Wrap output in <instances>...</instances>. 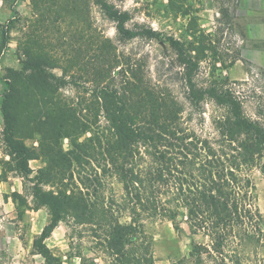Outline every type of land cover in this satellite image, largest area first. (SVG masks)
Listing matches in <instances>:
<instances>
[{"label":"rangeland","instance_id":"rangeland-1","mask_svg":"<svg viewBox=\"0 0 264 264\" xmlns=\"http://www.w3.org/2000/svg\"><path fill=\"white\" fill-rule=\"evenodd\" d=\"M107 1L112 10L125 13L127 28L138 34L152 30L154 37L119 39L116 23L96 0H0V23L12 21L0 65V103L3 99L12 116L13 135L26 147L30 168L29 174L21 173L9 155L0 113V264H47L33 240L50 214L28 187L38 183L37 170L52 162L61 165L73 143L97 139L96 131H107L97 94L102 82L112 77L111 85H117L123 75L129 80L132 75L140 86L156 83L163 92L173 89L179 97L184 94L182 63L168 38L178 40L183 58L198 64L193 74L197 84L236 87L245 113L264 118V13L256 8L258 0ZM52 76L62 78L64 84L58 85ZM203 109L205 124L198 122L193 128L200 140L208 132L212 135V121L225 111L211 101ZM103 146L99 141L90 143L82 162L68 169L70 176L62 189L83 186L110 203L118 201L123 183L107 171ZM138 150L141 169L144 150L142 146ZM101 169L106 172L98 185L93 170ZM246 175L263 233L260 240L254 238L237 250L240 264H264V175L253 166ZM40 186L56 189L52 181ZM124 220L127 216H120ZM177 220L181 232L165 218H146L142 238L127 245L126 253L116 260L97 246L91 225H79V238L71 239L76 231L59 221V229L45 244L60 264H193L190 244L204 238L192 234L184 208ZM204 262L213 264L211 258Z\"/></svg>","mask_w":264,"mask_h":264},{"label":"trees","instance_id":"trees-1","mask_svg":"<svg viewBox=\"0 0 264 264\" xmlns=\"http://www.w3.org/2000/svg\"><path fill=\"white\" fill-rule=\"evenodd\" d=\"M96 2L116 23L119 39L138 35L154 37L152 30L138 34L127 28L125 13L112 10L107 0ZM11 22L7 19L0 23V53L6 48ZM168 42L182 63L184 94L181 97L173 89L161 91L156 83L140 86L134 78L131 80L132 75L129 80L120 73L124 77L117 85H111L114 78H109L97 87L107 131H96L99 140L87 137L73 143V150L67 159L62 158L61 165L52 162L45 169L37 170L38 183L28 188L30 195L48 208L50 219L34 238L33 246L47 264H60L44 243L59 221L70 223L72 231H76L71 239L79 238V225L94 226L90 228L91 237L114 260L126 253L127 245L133 246L142 238L146 218H165L175 231L181 232L177 220L180 208L185 209L192 234L204 238L192 240L190 244L193 264H204L207 258L213 264H240L237 248L259 239L263 233L261 214L252 207L246 173L253 166L264 175V118L245 113L236 87L197 84L193 74L198 64L191 58H183L178 40L168 38ZM51 78L58 85L64 84L62 78ZM208 101L225 111L212 121V135L208 132L200 140L193 128L198 122L205 124L203 108ZM139 107L144 110L140 111ZM0 111L5 123L3 141L9 155L16 160L21 173L29 174L27 149L13 135L12 116L3 99ZM96 141L104 144L107 171L114 172L123 183L118 201L110 203L103 196L85 191L83 186L62 189L70 176L68 169L82 162L80 158L85 156L90 143ZM141 146L145 165L140 169L138 160L142 156L138 149ZM93 171L100 185L106 171ZM45 178L52 181L55 190L40 186L48 182H42ZM108 203L115 204L116 208ZM122 215L127 220L120 221Z\"/></svg>","mask_w":264,"mask_h":264},{"label":"crops","instance_id":"crops-1","mask_svg":"<svg viewBox=\"0 0 264 264\" xmlns=\"http://www.w3.org/2000/svg\"><path fill=\"white\" fill-rule=\"evenodd\" d=\"M256 8L258 9V11H259L260 13H264V0H258V3H257ZM6 53H7L6 48L0 53V65H4V64H3V60H4V58H5ZM2 84H3V82H0V85H2ZM0 96H1V95H0ZM0 113H1V111H0ZM45 225H46V224H45ZM45 225L42 224L41 229H40V231H38L39 233H38L37 235H39V234L41 233V231H42V229H43V227H44ZM58 229H59V224L56 225V226L52 229L50 235H49L47 238L44 239V243H45V240L48 239L49 237H51V235H52L56 230H58Z\"/></svg>","mask_w":264,"mask_h":264}]
</instances>
